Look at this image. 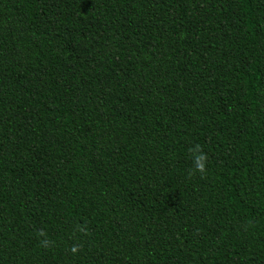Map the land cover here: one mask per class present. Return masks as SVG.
<instances>
[{"label": "trees", "instance_id": "obj_1", "mask_svg": "<svg viewBox=\"0 0 264 264\" xmlns=\"http://www.w3.org/2000/svg\"><path fill=\"white\" fill-rule=\"evenodd\" d=\"M0 264H264V0H0Z\"/></svg>", "mask_w": 264, "mask_h": 264}, {"label": "clouds", "instance_id": "obj_2", "mask_svg": "<svg viewBox=\"0 0 264 264\" xmlns=\"http://www.w3.org/2000/svg\"><path fill=\"white\" fill-rule=\"evenodd\" d=\"M192 160H193V169L189 171V177L196 175L197 173L200 174L201 178L206 176L207 174V160L208 156L207 154L203 151V148L199 145L196 144L192 148L189 149ZM38 235H45L43 232L39 233ZM49 241L44 240L42 241V244L47 247L49 245ZM73 253L78 251L76 247L72 248Z\"/></svg>", "mask_w": 264, "mask_h": 264}]
</instances>
